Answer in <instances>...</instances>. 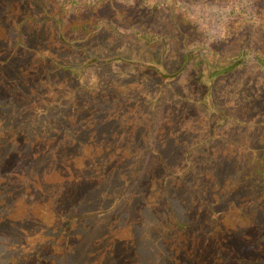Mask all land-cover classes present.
<instances>
[{
    "label": "rangeland",
    "instance_id": "obj_1",
    "mask_svg": "<svg viewBox=\"0 0 264 264\" xmlns=\"http://www.w3.org/2000/svg\"><path fill=\"white\" fill-rule=\"evenodd\" d=\"M256 53L264 0H0V256L264 264Z\"/></svg>",
    "mask_w": 264,
    "mask_h": 264
},
{
    "label": "trees",
    "instance_id": "obj_2",
    "mask_svg": "<svg viewBox=\"0 0 264 264\" xmlns=\"http://www.w3.org/2000/svg\"><path fill=\"white\" fill-rule=\"evenodd\" d=\"M72 1V0H71ZM174 1V0H172ZM66 4V3H65ZM62 11L65 13L66 10L64 8V3H63V6H62ZM70 16V14H67ZM95 20V19H94ZM102 22H104V20H101L99 18H97V23L96 24H93V22L91 23L90 21L88 22V26L86 25H82L81 28L79 29L80 26H77V27H74L73 25H71L70 29L72 31H78L80 30L81 34L85 35V37L87 35H95L97 33V29L100 27L99 25L102 24ZM92 25L90 27V25ZM160 32H155V31H143V32H137V35H139V37L137 36V39L138 40H144L145 42L149 43L152 47L155 45L156 42H159L161 44H165V39H167V37L162 34H159ZM165 38V39H164ZM195 48H191V49H188V51L185 53V57H184V62H186L188 59H190V54L189 52L192 53V51H194ZM248 56V54H246V52H244L242 49L237 52L236 54L232 55L231 56V59L235 62V66L238 65V64H241L243 62V60H245ZM254 57V60L261 66L264 67V57L258 53H256L255 55H253ZM203 58V57H202ZM204 59V58H203ZM152 60H149L148 63H151ZM70 217H67V219H69ZM17 247H22L23 248V245L22 244H18ZM23 255H20L15 257V258H9L11 260V262L9 260H7V262L4 260L3 257L0 256V264H2L1 262H6L4 264H27V262H24L23 261Z\"/></svg>",
    "mask_w": 264,
    "mask_h": 264
}]
</instances>
